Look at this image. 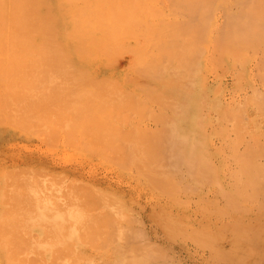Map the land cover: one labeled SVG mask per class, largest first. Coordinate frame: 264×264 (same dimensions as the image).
Wrapping results in <instances>:
<instances>
[{
	"label": "rangeland",
	"instance_id": "374dc122",
	"mask_svg": "<svg viewBox=\"0 0 264 264\" xmlns=\"http://www.w3.org/2000/svg\"><path fill=\"white\" fill-rule=\"evenodd\" d=\"M45 1L48 16L58 6L64 15L59 16V31L53 29L63 41L60 58L49 63L65 66L71 57L78 66L69 61L61 75L78 76V70H85H73L79 66L90 73L114 69L115 74L99 77L102 81L94 77L96 83L90 82L93 73L89 78L83 74L86 79L80 73L85 83L70 74L66 78L72 80L60 75L59 82L41 84L33 75L44 65V49L33 46L26 62L14 58L18 53L9 48L0 50V87L7 92L0 89V229L7 241L14 238L10 264H123L119 246L137 247L157 264H264V192L254 189L264 183V17L254 18L260 15L254 11L264 10V0ZM241 8L257 23L247 25L242 36L235 31L242 23L237 21L239 9L245 15ZM77 34L79 45L74 44ZM239 37L253 39L247 44ZM20 68L26 72L13 78ZM140 70H162L161 81L174 83L167 86L155 77L151 85L153 78ZM110 87L116 91L109 94ZM8 92L14 94V118L3 111L13 100ZM178 94L184 96L185 108H174L170 99ZM176 113L187 117L189 125L180 130L190 131L200 173L196 178L188 166L174 173L166 171V164L153 166L158 171L140 158L147 153L151 132L160 126L158 119ZM25 157L52 161L57 170L77 168L84 180L44 169L11 170L13 160ZM93 178L100 185L86 181ZM256 212L262 214L260 229ZM119 229L131 232L127 240Z\"/></svg>",
	"mask_w": 264,
	"mask_h": 264
},
{
	"label": "bare ground",
	"instance_id": "6f19581e",
	"mask_svg": "<svg viewBox=\"0 0 264 264\" xmlns=\"http://www.w3.org/2000/svg\"><path fill=\"white\" fill-rule=\"evenodd\" d=\"M47 1H49V0H47ZM60 1V0H59ZM61 1H63V0H61ZM68 1V0H67ZM66 1V2H67ZM232 1V0H231ZM241 0H239V2H240ZM245 1V0H244ZM224 2V1H223ZM238 2V3H239ZM246 2V1H245ZM249 2V1H248ZM251 2V1H250ZM253 2V1H252ZM251 2V3H252ZM46 3V4H45ZM56 3H58V1H56ZM69 4H70V1L68 2ZM193 3H196V1L195 2H192V6H193ZM232 3V2H231ZM237 3V2H236ZM242 3H243V1H242ZM255 3V2H254ZM61 4V3H60ZM60 4H57V5H60ZM97 4H99V3H97ZM245 4V3H244ZM250 4V3H249ZM260 4V3H259ZM262 4V3H261ZM47 5H49V3L48 2H46L45 0H0V50H4V51H7L8 50V48H9V51H14L15 53H18V54H16V55H14V58H16V59H18L19 61L21 60V61H25L26 62V60H29V57L31 56L29 53H28V51L31 49V50H34V49H44L43 51L45 52L44 53V55H43V57H44V65H39V67H38V69H37V74L36 75H33L34 76V78H37V80L39 81V82H41V84H45V83H48V82H50L49 84L51 85V83H53V82H59V78L61 77V76H65V79H68V78H70V80H72L71 78L72 77H68V78H66L67 76H70V74H72V72H70V70L72 69H70V70H68V68L69 67H67L66 69L68 70L67 71V73H69L70 72V74H66L65 72V75H61V73L63 72V71H65V70H63V67H64V69H65V66H68L67 65V63L70 61H72L71 59V57L70 56H66L65 58H68V57H70L69 59V61H65V66L62 64H60V63H57V64H55V65H52L51 63H49V61L48 60H54V59H58V58H60V54L58 53V51H60L59 49H61V47H59V46H62V48H63V41L62 42H60V39H59V36H57V34H56V32L55 31H53V29L55 30L56 28H58L59 29V16H60V18H62L63 19V16L64 15H62L61 13H60V11H59V9L58 8H60L59 6H58V8H55V10H54V12H53V14L51 13V12H49V16L47 15L48 13L46 12L47 10H46V8H47ZM246 5H247V3H246ZM52 5H50V7H51ZM99 6V5H98ZM237 6V5H236ZM242 6V5H241ZM245 6V5H244ZM50 7H48V11H50L49 9H50ZM63 7V4L61 5V8ZM70 7V6H69ZM246 7V6H245ZM255 7V6H254ZM254 7H253V9H254ZM257 7H260V9L259 10H261V6H257ZM66 8H68V5L66 6ZM65 8V9H66ZM243 8V7H242ZM241 8V9H242ZM247 8H249V7H247ZM251 8V7H250ZM69 9V8H68ZM68 9H66V10H68ZM228 9H230V8H228ZM238 9V8H237ZM258 9V8H257ZM243 10V9H242ZM244 10H246V9H244ZM243 10V11H244ZM61 11H63L64 12V9H62ZM69 12H70V9L68 10ZM68 11H66V12H68ZM231 11H232V9H231ZM234 11V10H233ZM239 11H240V15L243 17V20H241V18L238 20L237 19V21H240V22H242L241 24L238 22V24L236 25L237 26V30L235 29V31H237V32H239L240 33V35L242 36V32L243 31H245L246 30V28H248V26L247 25H252V24H257L256 22H255V20L253 21H250V19L251 18H253V17H251V18H248L249 16H248V13H246L247 12V10L245 11V15H242L241 14V10L239 9ZM251 11V10H250ZM253 11V10H252ZM261 11H264V10H261ZM261 11H254V13L255 12H259V13H257V14H260L259 15V17H257V16H255L254 18L255 19H257L258 18V21L260 20L261 21V18L262 17H264V14H262V12ZM65 12V13H66ZM68 12V13H69ZM47 13V14H46ZM244 13V12H243ZM50 14H52L53 15V21H51L50 20ZM64 14V13H63ZM70 14V13H69ZM247 14V15H246ZM68 15V14H67ZM250 15H253V14H250ZM262 15V16H261ZM229 16H231V15H229ZM247 20H249V22L247 21ZM257 21V20H256ZM75 22V21H74ZM230 22V21H229ZM251 22V23H250ZM262 22H264V18H262ZM262 22L260 23V25L262 24ZM77 23V22H76ZM75 23V24H76ZM231 23H232V21H231ZM259 23V22H258ZM64 24V23H63ZM234 24H235V21H234ZM68 25V24H67ZM78 25H79V23H77L76 24V26L78 27ZM230 25V24H229ZM250 25H249V27H250ZM260 25H259V27H260ZM262 25H264V24H262ZM73 26H74V23H73ZM230 26H232V25H230ZM63 27H65V24L63 25ZM70 27H71V25H70ZM252 28V27H251ZM262 28V27H261ZM226 29H228V28H226ZM226 29H225V31H226ZM260 29V28H259ZM51 30V32H49ZM254 30V29H253ZM258 30V29H257ZM261 30V29H260ZM259 30V31H260ZM262 30H264V29H262ZM261 30V31H262ZM52 31L54 32V34H56V35H54L53 33H52ZM56 31H59V30H57L56 29ZM227 33H228V31H226ZM231 32H234V30L233 31H231ZM230 32V33H231ZM248 32L250 33V31L248 30ZM254 32H256L257 33V31H254ZM253 32V33H254ZM48 33H52L51 34V36L53 35V37H51L50 36V34L48 35ZM235 34V33H234ZM234 34L232 35V36H234ZM238 34V33H237ZM236 34V35H237ZM247 34V33H246ZM259 34V33H258ZM257 34V35H258ZM72 36L71 37H73L74 35L76 36V33L73 35V34H71ZM50 36V37H49ZM54 36H55V38H54ZM65 35H63V37H64ZM77 36H78V34H77ZM249 36H251V35H249ZM259 36V35H258ZM62 37V38H63ZM52 38H54L55 40L54 41H52ZM68 39H70L69 38V36L67 37ZM73 38H77V37H73ZM72 38V39H73ZM240 38V37H239ZM249 38V37H248ZM247 38V39H248ZM72 39H70L69 41L70 42H72L71 40ZM80 38H79V36H78V40H76L75 42H74V44L76 45V43H78V45H79V43L80 42H77V41H80L79 40ZM242 41L244 40V42L245 43H251L250 41L253 39H249L248 41H247V39H243V38H240ZM240 39H237V41L239 42V40ZM255 39V38H254ZM258 39V38H257ZM260 39V38H259ZM75 40V39H74ZM52 41V42H51ZM254 41V40H253ZM252 41V42H253ZM259 41V40H258ZM261 41H262V39H261ZM34 42V43H33ZM69 42V44H71ZM60 43V44H59ZM62 43V44H61ZM64 43L66 44V42H65V40H64ZM73 43V42H72ZM235 43V42H234ZM243 43V42H242ZM244 43V45H246ZM258 43V42H257ZM49 44H51L52 46L51 47H53V45H54V47L56 46V48H54L53 47V49H51V47H50V49H49ZM74 44H72L73 45V47H74ZM36 45V46H35ZM49 45V46H48ZM78 45H77V47H76V49L78 48ZM252 45V44H251ZM34 46V49H32V47ZM48 46V47H47ZM239 46H240V43H239ZM262 46H264V44H262ZM37 47V48H36ZM65 47V46H64ZM48 48V49H47ZM262 48H264V47H262ZM23 49V50H22ZM261 49V48H260ZM78 50V49H77ZM36 51V50H35ZM63 51V50H62ZM74 51H75V48H74ZM29 52H31V51H29ZM33 52V51H32ZM260 52V51H259ZM27 53L29 54V56L27 55ZM60 53H61V51H60ZM75 53V56L76 57H78L79 58V52H77V51H75L74 52ZM76 53H78L77 55H76ZM261 53V52H260ZM62 55V54H61ZM68 55H70V54H68ZM72 55V54H71ZM249 55V54H248ZM64 56V55H63ZM243 57V56H242ZM253 57H254V55H253ZM62 58V57H61ZM78 58H76V59H78ZM63 59V58H62ZM259 59V58H258ZM20 61V62H21ZM63 61V62H64ZM78 62H79V60H78ZM260 62V61H259ZM262 62H264V61H262ZM71 64H72V66H78V65H75V64H73L72 62H71ZM258 64V63H257ZM69 65H70V63H69ZM71 66V65H70ZM156 66V65H155ZM154 66V67H155ZM80 67H82V68H85V70L87 69L86 67H83V66H79L78 68H73V70L74 69H79ZM158 67V65L156 66V68ZM259 67H260V65H259ZM152 69H154V68H152ZM237 69V68H236ZM262 69V68H261ZM20 71L21 70H24V69H19ZM83 70V71H82ZM85 70L84 69H81L80 71L78 70L77 72L78 73H76V71H75V73L76 74H78V76L76 75H74V73L71 75V76H75V78H77V80H78V77H79V79H80V81H85V80H83V79H81L80 78V75L81 76H83V74H84V76L86 75V76H88V77H86V78H89V75L90 74H92V76H93V78H92V76L90 77L91 79H90V82H95V79H94V77L95 78H98L100 81H102L101 80V78H105V77H107L108 78V76H112V75H114L115 74V71H114V69L111 71V72H109V73H107V71H106V69H100V68H94L93 70H92V72L90 73L88 70H86V72L88 71L89 72V74L87 73V74H85L86 72H85ZM239 70V69H238ZM18 71V70H17ZM82 71V72H81ZM162 70H160V74H157L156 72H154L153 70L151 71V73H149V72H146V71H142V70H140L139 71V73L142 75V76H144V77H148L149 76V78H153V80L150 82V84L152 85V83H153V81H155V77H157L160 81H161V79H160V77L159 76H161V74H163L162 72H161ZM16 72V71H15ZM24 72H26V70H24ZM84 72V73H83ZM185 72H187V71H185ZM238 72V71H237ZM8 73H10V72H8ZM81 73V74H80ZM11 75H12V73H10ZM17 75L16 77H18V78H20L19 76H21L20 74H22L23 75V73H22V71H21V73L19 72V73H14L13 74V78H14V75ZM19 74V75H18ZM80 74V75H79ZM261 74H262V72H261ZM61 75V76H60ZM5 76V75H4ZM60 76V77H59ZM83 76V77H84ZM182 76V75H181ZM11 77V78H12ZM99 77H101V78H99ZM2 79H4L3 78V76L1 77ZM6 78H8V77H6ZM26 78H33L32 76H27ZM25 78V79H26ZM33 78V79H34ZM63 78V77H62ZM74 78V77H73ZM75 78H74V80H75ZM85 77H84V79H86ZM107 78H105V79H107ZM171 78V77H170ZM10 79V78H9ZM8 79V81H11L12 82V79L11 80H9ZM94 79V80H93ZM112 79V78H111ZM36 80V81H37ZM63 80V79H62ZM99 80H97L96 79V82H98ZM110 80V79H109ZM109 80H105V82L106 81H109ZM125 80V79H124ZM30 81H32V80H30ZM35 81V80H34ZM53 81V82H52ZM87 81V80H86ZM103 81H104V79H103ZM5 82H6V80H5ZM39 82H38V84H39ZM79 82V81H78ZM78 82H76V84L78 83ZM95 82V83H96ZM162 83H164L165 85H169V84H173L174 83V79H170V81L168 82H166V81H161ZM81 83V82H80ZM85 83V82H84ZM8 84V83H7ZM11 84H13V82L11 83ZM75 84V83H74ZM82 84V83H81ZM0 85H1V83H0ZM2 85H4V84H2ZM1 85V86H2ZM37 85V84H36ZM48 85V84H47ZM44 86V85H43ZM78 86V85H77ZM80 86V85H79ZM29 88V87H28ZM38 88V87H37ZM70 88V87H69ZM108 88V87H107ZM106 88V89H107ZM146 88H148V89H150L151 87L148 85V86H146ZM0 89H1V87H0ZM8 89H9V87H8ZM11 89V88H10ZM84 89H86V88H84ZM111 87L109 88V89H107V91H108V93L110 94V93H112L113 92V90L115 89V88H112L111 90H112V92H110L111 90ZM147 89V91H149ZM2 90V89H1ZM0 90V91H1ZM11 90H13V89H11ZM11 90H9L11 93H13V91H11ZM30 90V89H29ZM37 90V89H36ZM36 90H34L35 92H36ZM154 90V89H153ZM5 92V90L3 89L2 90V92ZM26 91H27V88H26ZM26 91H24V92H26ZM34 91H32V93L34 92ZM75 91V90H74ZM106 91V92H107ZM115 91H116V89H115ZM114 91V92H115ZM118 91L120 92V90L118 89ZM178 91V89H176V92ZM10 92H8V94H6L7 96H9V94H10V98H12L13 100H11L9 103H8V101H7V104H4L3 105V107H4V109H3V111H5V113L4 114H7V115H5V116H8V117H12V116H14V112H16V110L14 111V106L12 105L13 104V102H14V97H13V95L10 93ZM28 92V91H27ZM252 92V91H251ZM5 93H7V92H5ZM117 93V92H116ZM29 94H31L30 92H28V95ZM72 94V93H71ZM88 94V93H87ZM90 94V93H89ZM121 94V92L119 93V95ZM2 95H3V93H2ZM24 95V94H23ZM26 95V94H25ZM31 95H33V94H31ZM138 96V95H137ZM0 97H1V92H0ZM172 98L170 99L171 101H172V104H173V106H174V108H178L179 107V105H183L184 106V108H185V98H184V96H182V94L180 95V94H178V96L177 95H174V96H171ZM250 97V96H249ZM28 98V97H27ZM170 98V97H169ZM252 98V97H251ZM6 99H8V97L6 98L5 97V100ZM19 99H20V97H19ZM29 99V98H28ZM165 99H167V98H165ZM261 99V98H260ZM25 100H27V99H25ZM169 100V99H168ZM168 100H166V102H165V104L167 103V101ZM30 101V100H29ZM161 101H163L162 99H161ZM160 101V102H161ZM3 102H5V101H3ZM12 102V103H11ZM23 102V101H22ZM2 103V102H1ZM27 103V102H26ZM26 103H24V104H26ZM86 103V102H85ZM162 103V102H161ZM171 103V102H170ZM19 104V103H18ZM163 104V103H162ZM21 105V104H20ZM27 105V104H26ZM1 106V105H0ZM29 106H30V104H29ZM104 106V105H103ZM180 106V107H181ZM17 107V106H16ZM23 107V106H22ZM98 107V106H97ZM106 107V106H105ZM24 108V107H23ZM25 108H27V107H25ZM100 108H101V106H100ZM257 108V107H256ZM259 108V107H258ZM0 109H1V107H0ZM21 109V108H20ZM262 109H264V108H262ZM2 110V109H1ZM18 110V109H17ZM27 111V109H23V110H21V111H23L24 113H25V111ZM95 110H97V109H95ZM20 111V110H19ZM18 111V112H19ZM173 111H174V109H173ZM185 111H187V110H185ZM259 112V111H258ZM20 113V112H19ZM174 113V112H173ZM261 113V112H260ZM9 114V115H8ZM174 115V117L172 116V117H161L160 119H158V121H159V125L161 126V127H163V128H161L160 126H159V128H157L156 127V129L155 130H153L152 132L151 131H149V133L151 132V133H153V134H151V138H148V143L146 142V144H147V146L146 147H148L149 146V148H147L148 150H147V153L146 154H143L142 155V157H140L141 159H143L142 161H145V162H143V163H148V165H151L150 163H152V167L154 166V167H160V166H163V164H164V167H165V164H166V171H173V173H174V171H177V170H179V169H181V167L182 166H188V167H190V169H191V172L193 171V173H195V174H193L192 175V177H198L199 175H200V173H199V170H197V165H198V160H196L197 158L196 157H194L192 154V148H193V144L192 143H189V138L191 139V134L190 135H188V133H190V131H186L187 133V135L186 134H184L180 129L182 128V126H187V125H189V124H187L186 125V123L188 122L187 121V117H186V114L185 113H179L178 115H177V113L176 114H173ZM175 115H177L176 117H175ZM7 117V118H8ZM3 118V117H2ZM12 118H14V117H12ZM6 121V120H5ZM7 121H8V119H7ZM13 121H14V119H13ZM157 121V122H158ZM240 121V120H239ZM9 122V121H8ZM11 122V121H10ZM2 123V122H1ZM12 123V122H11ZM4 124V123H3ZM191 124V123H190ZM193 124V123H192ZM178 127V128H177ZM195 132V131H194ZM2 135V134H1ZM193 135V134H192ZM148 136V137H149ZM189 137V138H188ZM193 137V136H192ZM195 139V138H194ZM192 146V147H191ZM250 147V146H249ZM261 149V148H260ZM206 150V149H205ZM253 152V151H252ZM250 153V152H249ZM128 154V153H127ZM196 154V153H195ZM251 154V153H250ZM253 154V153H252ZM258 154H260V153H258ZM247 155H248V153H247ZM193 156V157H192ZM128 157V155L126 156V158ZM130 157V156H129ZM250 157V156H249ZM249 157H248V162H250V161H252L251 159H249ZM252 157V156H251ZM258 157V156H257ZM261 156H259V158H260ZM262 158H264V157H262ZM254 162V161H253ZM257 162V161H256ZM251 163V162H250ZM252 164V163H251ZM255 164V163H254ZM158 165V166H157ZM160 165V166H159ZM206 165H207V163H206ZM9 166L11 167V170H13L14 171V167L15 168H20V170H26V169H28V168H30V169H39V170H42V169H44V171H48V172H51V173H55V174H58V173H60V175L61 174H63L64 176V178L66 177V178H72L73 180H79V181H83L84 179L82 178V176H80V174H79V172H78V170H77V168H71V169H68V168H60V170H57V168L58 167H56V165L52 162V161H49V160H46V159H42V158H32V157H25V158H22V159H19L17 162L16 161H12L10 164H9ZM143 166V165H142ZM257 166V165H256ZM144 167V166H143ZM146 167H148L147 165H146ZM145 167V168H146ZM152 167H150L151 169H153ZM207 167V166H206ZM145 168H143V169H145ZM149 168V169H150ZM200 168V167H199ZM256 168V167H255ZM255 168H254V170H255ZM154 169H156V170H158L157 168H154ZM161 169V168H160ZM159 169V170H160ZM203 169H204V167H203ZM206 169V168H205ZM156 170H154V171H156ZM158 170V171H159ZM183 170V169H182ZM189 170V169H188ZM249 170H251V169H249ZM257 170H259L258 168H257ZM261 170H262V168L259 170L260 171V173H261ZM161 172V171H160ZM163 172V171H162ZM180 172V171H179ZM181 173V172H180ZM186 173V172H185ZM190 173V172H189ZM204 173V172H203ZM153 174H154V172H153ZM163 174V173H162ZM166 174V173H165ZM208 174V173H207ZM255 174V173H254ZM256 174H257V171H256ZM262 174H264V173H262ZM152 175V174H151ZM150 175V176H151ZM0 176H2V178H3V175H0ZM62 176V175H61ZM78 176H80L81 178H79ZM153 177L155 176V175H152ZM182 176V175H181ZM153 177H149V178H153ZM257 177V176H256ZM1 178V179H2ZM148 178V179H149ZM185 178V177H184ZM230 178V177H229ZM254 178V177H253ZM71 179V180H72ZM98 179V178H97ZM159 179H161V178H159ZM191 179V178H190ZM198 179V178H197ZM203 179V178H202ZM151 180V179H150ZM155 180V178H153V180L152 181H154ZM187 180V179H186ZM192 180H194V178L192 179ZM86 181L87 182H89V184H92V185H96V184H98V185H100L99 184V182H101V181H96V179H94L93 178V180H91V182L90 181H88L87 179H86ZM157 181V180H156ZM155 181V182H156ZM162 181V180H161ZM158 182V181H157ZM166 182V181H165ZM203 182H205V181H203ZM261 182V183H260ZM259 182V184H257V185H260V187L259 186H257V185H255V187H254V189H255V192H256V194H257V192H264V185H262V184H264V183H262V181H260ZM246 183V182H245ZM161 184V183H160ZM172 185V184H171ZM229 186H230V184H229ZM245 188V187H244ZM243 188V189H244ZM259 191H258V190ZM257 190V191H256ZM65 192V191H64ZM243 192V191H242ZM68 193V192H67ZM252 193H254V191L252 192ZM258 193V194H259ZM62 194H64V193H62ZM69 196H70V194H69ZM75 197H76V195H74ZM262 196V195H261ZM73 197V196H72ZM262 197H264V196H262ZM45 199H46V197H44ZM66 198V197H65ZM64 198V199H65ZM74 198V197H73ZM79 197L77 196V198H75V199H78ZM42 199V198H41ZM50 199V198H49ZM69 199V198H68ZM39 200V199H38ZM73 200V199H72ZM36 201V200H35ZM47 201H50V200H47ZM59 201V200H58ZM67 201V200H66ZM258 201V200H257ZM0 202H1V200H0ZM60 202H61V200H60ZM60 202H58L59 204H60ZM259 202V201H258ZM257 202V203H258ZM38 203V202H37ZM51 203V202H50ZM63 203H65V202H63ZM1 205H2V202L0 203ZM61 204H62V202H61ZM41 205V204H40ZM57 205V204H56ZM59 206V205H58ZM61 206V205H60ZM258 207V206H257ZM256 207V208H257ZM262 207H264V206H262ZM262 210H264V209H262ZM1 211V210H0ZM258 213H259V211H257ZM257 212H256V214H257ZM0 215H2L1 214V212H0ZM40 215V214H39ZM74 215V214H73ZM260 215H262L261 213H260ZM260 215L258 216V214L257 215H254V216H256V219H255V217H254V219H255V221L257 222L258 220H259V218H260ZM71 217H72V215H70ZM41 217V216H40ZM253 217V216H252ZM258 217V218H257ZM27 218V217H26ZM39 218V217H38ZM67 218H70V217H67ZM74 218H76V216L74 217ZM261 218H264V216H261ZM260 218V219H261ZM36 219V218H35ZM253 219V218H252ZM262 220V219H261ZM261 220H259L257 223L259 224L258 226H260V227H258V229H260L261 228V225L262 224H264V223H261V225H260V223L259 222H262ZM244 221L242 220V222L241 223H243ZM248 222H249V224H254L255 222H254V220L252 221V222H250V220H248ZM257 223H255V225L256 226H254L255 228H257ZM252 224V225H253ZM262 226H264V225H262ZM0 227H1V225H0ZM5 227V226H4ZM33 227H35V225L33 226ZM42 227H44V226H42ZM7 228H9V227H6V229ZM12 228V227H11ZM13 228H14V226H13ZM45 228V227H44ZM50 228V227H49ZM262 228H264V227H262ZM1 230V229H0ZM3 230V229H2ZM2 230L0 231V260H2V258H3V261H0V263L1 262H3V264H4V261H5V263L6 262H8L9 264L10 263H14L13 262V259L10 261V258H9V260H8V257H10V255L11 254H13L14 253V238H11L12 236H11V234L8 232L7 234H10L9 236H11L10 238L12 239V240H9L8 239V241L6 240V238L4 237V235L6 236V234H5V232H2ZM9 230V229H8ZM12 230H14V229H12ZM45 231H46V229H44ZM120 230V229H119ZM256 230V229H255ZM127 231H129V230H127ZM44 232V231H43ZM114 232H116V231H114ZM120 232H122L121 230H120ZM12 233V232H11ZM46 233V232H45ZM123 233V232H122ZM127 233V232H126ZM126 233H123V235H125ZM128 233H131V232H128ZM127 233V234H128ZM109 234V233H108ZM107 234V235H108ZM126 234V236L124 237V238H126L125 240H127L129 237H128V235ZM115 235H116V233H115ZM246 235H248L247 233H246ZM260 235V234H259ZM8 236V235H7ZM6 236V237H7ZM117 236V235H116ZM120 237H122V236H119L118 238H120ZM246 237V236H245ZM8 238V237H7ZM131 238V237H130ZM257 238H258V236H257ZM10 241V244H12L13 243V245H11L12 246V248L10 247H8V242ZM7 243V244H3V243ZM123 242V241H122ZM148 245H149V243L148 242H146ZM135 244V243H134ZM249 244V243H248ZM262 244V243H261ZM140 245V244H139ZM139 245H136V246H138L139 247ZM125 246V245H124ZM145 246H147V245H145ZM10 249H8V248ZM132 246H130L129 248L128 247H122L121 248V246H119L118 248H117V252L119 253V254H122V255H124L125 257H126V261H124V262H122L123 264H130L131 263V261H132V263L134 264L135 262H136V259H139V262H137V263H140V264H157L156 262L154 263V262H152L151 260L153 259H151V260H149L150 259V257H152V256H150V257H148L147 259H146V257H147V254H149V253H140V251H139V248H137V247H132ZM151 247V246H150ZM252 247V246H251ZM255 247V246H254ZM256 248V247H255ZM148 249V248H147ZM182 249V248H181ZM116 250V249H115ZM143 250V249H142ZM145 250V249H144ZM143 250V251H144ZM150 250V249H149ZM251 250H252V248H251ZM250 250V251H251ZM259 250V249H258ZM146 251V250H145ZM253 251V250H252ZM256 251V250H255ZM116 252V253H117ZM148 252V251H147ZM245 252V251H244ZM254 252V251H253ZM262 252V251H261ZM117 253V254H118ZM142 255V256H139V255ZM250 254V253H249ZM252 254V253H251ZM118 256V255H117ZM120 256V255H119ZM124 256H122V257H124ZM244 255H242V257H243ZM252 256V255H251ZM255 256V255H254ZM11 257H14V254H13V256L11 255ZM121 257V256H120ZM131 257H134L135 258V262L133 261V259L132 260H130L131 259ZM139 257V258H138ZM245 257V256H244ZM262 257H264V255H262ZM128 258V259H127ZM249 258V257H248ZM259 258V257H258ZM4 259H7L8 261H6V260H4ZM173 259V258H172ZM155 260V259H154ZM255 260V259H254ZM162 261V260H161ZM173 261H175V260H173ZM261 261V260H260ZM127 262V263H126ZM165 262V261H164ZM113 263V262H112ZM116 263H119L118 261L116 262ZM131 263V264H132ZM160 263V262H159ZM250 263H251V261H250ZM161 264V263H160Z\"/></svg>",
	"mask_w": 264,
	"mask_h": 264
}]
</instances>
